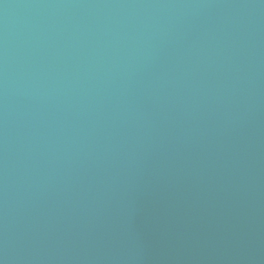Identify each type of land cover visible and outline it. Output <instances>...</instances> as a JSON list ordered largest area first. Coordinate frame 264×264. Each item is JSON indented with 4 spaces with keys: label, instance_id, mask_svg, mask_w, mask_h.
I'll use <instances>...</instances> for the list:
<instances>
[{
    "label": "water",
    "instance_id": "1",
    "mask_svg": "<svg viewBox=\"0 0 264 264\" xmlns=\"http://www.w3.org/2000/svg\"><path fill=\"white\" fill-rule=\"evenodd\" d=\"M0 264H264V0H0Z\"/></svg>",
    "mask_w": 264,
    "mask_h": 264
}]
</instances>
